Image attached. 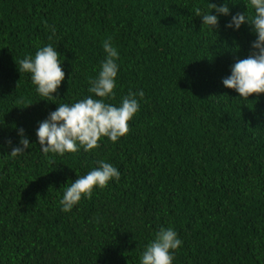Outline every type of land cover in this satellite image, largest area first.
Wrapping results in <instances>:
<instances>
[{"label":"trees","instance_id":"16d2710c","mask_svg":"<svg viewBox=\"0 0 264 264\" xmlns=\"http://www.w3.org/2000/svg\"><path fill=\"white\" fill-rule=\"evenodd\" d=\"M194 6L218 15L215 29ZM237 13L250 22V0H0V264H141L161 227L182 241L172 264H264V94L222 84L256 39L247 23L226 28ZM108 38L119 67L104 102L144 92L128 133L44 154L36 131L50 112L101 99L88 89ZM48 44L65 73L54 99L19 70ZM21 129L30 146L11 157ZM101 160L120 179L63 212L65 188Z\"/></svg>","mask_w":264,"mask_h":264},{"label":"clouds","instance_id":"9594fccd","mask_svg":"<svg viewBox=\"0 0 264 264\" xmlns=\"http://www.w3.org/2000/svg\"><path fill=\"white\" fill-rule=\"evenodd\" d=\"M250 6L255 13L250 22L245 13H237L232 16L226 28L239 30L242 24L247 23L252 27L256 39L251 44L249 55L238 59L231 67V74L222 80L225 88L235 90L239 97L247 99L252 95L264 94V0H250ZM208 7L218 15L229 14L226 5L216 7L209 3ZM201 11L200 7H193V12L201 18L202 24L215 29L218 25V15H201ZM51 31L55 35L54 27ZM51 38L50 36L49 39ZM103 50L106 58L101 63L98 76L89 81L91 86L88 89L95 97L101 99H94L90 95L71 105L60 104L55 111L50 112L48 117L39 123L36 131L37 142L44 154L64 155L66 152H77L80 148L88 152L99 147L98 141L102 137L116 142L128 133V122L139 110L137 97L142 99L144 92L130 91L122 98L119 107L104 102L103 98L114 95L119 55L111 38L103 42ZM59 56L57 49L48 44L39 48L34 57L29 56L20 61L19 70L30 73L36 92L49 99H54L53 93L57 92L65 78ZM19 135V146L12 147L10 140L6 142L7 146L11 147V157L24 154L30 146L23 129L19 131ZM119 179L120 172L116 167L103 160L99 161L98 168L77 178L65 188L63 198L59 201L61 210L70 212L82 197L91 198L94 187L102 189L109 181ZM181 245L182 241L176 231L171 227H161L142 253L141 264H172V252Z\"/></svg>","mask_w":264,"mask_h":264}]
</instances>
